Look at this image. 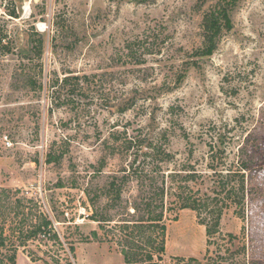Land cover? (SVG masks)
Here are the masks:
<instances>
[{"label":"rangeland","instance_id":"1","mask_svg":"<svg viewBox=\"0 0 264 264\" xmlns=\"http://www.w3.org/2000/svg\"><path fill=\"white\" fill-rule=\"evenodd\" d=\"M14 10L19 17L8 14ZM213 21L220 26L213 35L217 46L201 55L208 47L205 34L215 32ZM33 27L47 42L43 76L37 74L38 60L32 70L44 89L26 85L17 71L18 54L0 57V186L21 188L40 200L65 247L74 245L72 261L124 264L123 244L112 226L137 217L135 202L147 196L150 182L134 174L119 201L107 185L135 159V167L157 175L150 172L157 160L152 163L137 143L126 151L120 141L111 153L107 139L119 131L124 138H160L174 155L162 162V174H186L182 169L191 164L206 185L214 175L208 143L218 133L231 137L230 154L216 167L226 173L239 158L248 161L244 216L227 208L209 241L205 212L199 216L168 198L161 264H193L191 258L264 264V0H0V28L13 36L17 50L29 49ZM127 42L141 53V64L123 56ZM68 71L91 80L74 107H55L49 77ZM64 142L70 153L60 163H47L51 147ZM93 196L98 211L112 219L108 234L89 217ZM50 249L31 243L20 250L17 264H44L29 252L44 256Z\"/></svg>","mask_w":264,"mask_h":264},{"label":"trees","instance_id":"2","mask_svg":"<svg viewBox=\"0 0 264 264\" xmlns=\"http://www.w3.org/2000/svg\"><path fill=\"white\" fill-rule=\"evenodd\" d=\"M10 16L19 17L17 12L10 11ZM61 26L59 22L55 23ZM211 30H214L212 35L208 32L205 34L207 49L201 55L210 54L217 46V41L213 35L220 32L218 22L213 21ZM210 36H209V35ZM30 47L29 49L17 50L15 39L5 29L0 28V57L8 54H18L20 66L18 73L25 77V83L33 90L44 89L43 81L37 77L44 74L43 56L45 53L46 37L35 27L29 32ZM138 44L143 43V39H137ZM209 42V43H208ZM123 56L138 58L137 64H141L142 55L135 48L133 42H127ZM122 58V57H121ZM38 60L40 71L35 75L32 70L33 62ZM17 73V74H18ZM16 76V75H15ZM90 75L73 74L72 71L63 72V76L55 72L54 77H49L51 87L52 103L55 107L75 105V96H79L85 91V82H90ZM126 135V134H125ZM226 133H218L217 139L208 143L209 159L212 163L210 166L214 172L210 185L205 182H199L200 173L191 164L186 167V174L181 170H175L168 173H163L162 162H170L174 155L164 148L160 138L140 139L126 138L121 136L119 131H114L107 139L108 148L112 154H116V143H123L126 151L137 143L142 146V153L145 157H151L152 163L157 160L154 170L156 176L146 173V169L134 163L130 164L131 169L124 167L121 176L114 174L112 180L108 183L107 189L113 196L114 201L122 199V193L125 185L134 174L138 178H148L150 182V191H145L147 196L142 198L140 202L136 201L134 205V213L137 216L135 219H124L121 222L115 223L112 228L119 236L123 248L124 264H161L166 253V231L167 224L165 216L168 207V198L174 202L178 208H191L196 210L201 216L205 212L206 217L202 219V223L206 224L207 235L210 238L216 232H219L221 227V219L224 211L229 207H235L237 213L244 216L246 208V200L250 192V184L248 177L249 163L245 158H239L233 162L232 168L228 172L224 169L216 167L223 164L221 160L227 158L230 154L228 143L232 140L227 137ZM65 141V140H64ZM110 141V142H109ZM56 144V142H54ZM60 145L54 147L47 152V163H60L70 153V145ZM245 148L241 146L239 151L244 152ZM193 153V150H190ZM160 158V159H159ZM220 158V159H219ZM185 167V165H183ZM162 174V175H160ZM165 175H167L165 177ZM162 182H160V177ZM194 182V185L191 183ZM146 183V182H145ZM59 186H64L63 182L58 183ZM202 186V187H200ZM87 188L85 191L88 195L91 192ZM94 211L89 216L91 219L99 222L101 228L108 234V227L112 219H109L108 213H101L96 208V198L89 197ZM113 231V232H114ZM93 236L98 237L99 233L93 231ZM231 242L235 239V235L230 233ZM86 239H89L88 237ZM31 243H37L41 248L43 245L47 248H52L46 251L44 256L37 252H29L33 260H42L44 264H75L72 261L71 255L75 252L74 245H70V249L65 247L59 232L55 227V223L50 215L43 209L40 200L36 197H30L25 194L21 188H12L0 186V264H17L18 254L21 249H27ZM55 247V248H54ZM193 264H215V261L208 259L204 262L198 258L190 259Z\"/></svg>","mask_w":264,"mask_h":264}]
</instances>
